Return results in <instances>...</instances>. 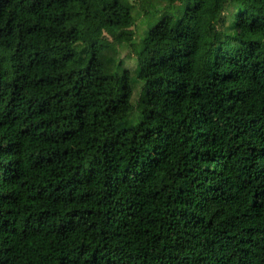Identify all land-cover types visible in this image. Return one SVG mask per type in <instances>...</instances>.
<instances>
[{"label": "trees", "instance_id": "trees-1", "mask_svg": "<svg viewBox=\"0 0 264 264\" xmlns=\"http://www.w3.org/2000/svg\"><path fill=\"white\" fill-rule=\"evenodd\" d=\"M0 264H264V0H0Z\"/></svg>", "mask_w": 264, "mask_h": 264}, {"label": "rangeland", "instance_id": "rangeland-1", "mask_svg": "<svg viewBox=\"0 0 264 264\" xmlns=\"http://www.w3.org/2000/svg\"><path fill=\"white\" fill-rule=\"evenodd\" d=\"M181 7V5H180ZM148 10H152L151 7ZM159 18V14L157 12L153 14H148L147 16L141 15L139 20L137 21V26L134 28V35L130 41L125 42L121 45L118 52V59L122 61L121 66L112 67L113 71H122L123 69H129L131 73V81L133 85V96L132 103L135 104L138 96L139 89L141 86L140 81L136 78V55L141 47V39L143 37V32L145 27H150L155 24Z\"/></svg>", "mask_w": 264, "mask_h": 264}]
</instances>
